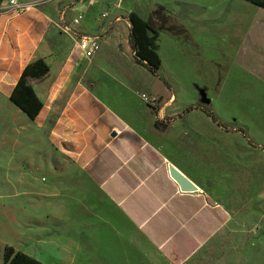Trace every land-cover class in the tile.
<instances>
[{
	"label": "rangeland",
	"instance_id": "rangeland-1",
	"mask_svg": "<svg viewBox=\"0 0 264 264\" xmlns=\"http://www.w3.org/2000/svg\"><path fill=\"white\" fill-rule=\"evenodd\" d=\"M26 1L42 8L55 1L64 27L78 36H99V52L79 60L84 84L97 92L109 88L108 94L115 95L109 99L113 107L168 159L177 160L173 149L196 113L205 122L209 118L213 129L238 132L242 127V140L249 138L250 145L264 149V9L245 0ZM131 11L158 29L156 93L145 92L135 76V70H146L135 63L130 47ZM80 14L81 22L74 26ZM78 54L76 48L73 57ZM95 58L101 70L92 74L87 67ZM141 78L152 81L146 74ZM188 106L196 108L185 111ZM203 107L221 125L207 118ZM2 112L0 257L4 245L14 243L40 260L81 264L85 260L67 253L78 250L82 256V246H95L94 241L98 264H167L157 252L145 249L133 229L117 221L113 207L82 176L69 145L54 135L52 121L42 126L19 110L3 107ZM256 177L237 185L223 184L214 175L201 181L202 191L225 204L230 218L184 264H264V176ZM55 230L73 236L81 247L56 242ZM34 234L47 238L38 243ZM58 247L61 255L53 256L50 249ZM91 252L85 250V255Z\"/></svg>",
	"mask_w": 264,
	"mask_h": 264
},
{
	"label": "crops",
	"instance_id": "crops-1",
	"mask_svg": "<svg viewBox=\"0 0 264 264\" xmlns=\"http://www.w3.org/2000/svg\"><path fill=\"white\" fill-rule=\"evenodd\" d=\"M51 3V7L36 4L16 13L0 0V123L5 121L3 107L25 115L9 97L24 68L42 59L49 71L41 78H28L42 103L39 114L30 121L42 126L53 122L54 135L69 145L82 176L113 207L117 221L133 229L148 252L151 248L167 264H184L230 218L225 204L202 191L201 181L214 175L223 184L237 185L243 178L252 181L264 176V149L250 145L249 138L242 140L246 135L240 131L211 128L209 116L205 122V116L196 113L190 115L192 125L173 149L177 160L168 159L165 151L153 145L113 107L109 99L115 95L108 94L109 88L97 92L84 84L79 61L84 58L80 53L73 57L76 37L60 23L56 2ZM142 68L147 72L135 70L137 82L147 93L158 92L153 82L158 74ZM87 70L92 74L100 72L96 58ZM145 74L152 81L142 79ZM170 165L198 190H181L170 175ZM56 230V242L80 246L73 236L56 234ZM42 236L34 234L38 243ZM91 242L95 246H82V256L78 250L66 253L71 259L85 260L81 264H98L97 245ZM5 246H13L47 264L67 262L40 260L38 254L24 252L23 245L14 243H6L2 252ZM58 249L51 248V254L60 256ZM85 250L94 254L85 255ZM0 258V264H4L2 255Z\"/></svg>",
	"mask_w": 264,
	"mask_h": 264
},
{
	"label": "trees",
	"instance_id": "trees-1",
	"mask_svg": "<svg viewBox=\"0 0 264 264\" xmlns=\"http://www.w3.org/2000/svg\"><path fill=\"white\" fill-rule=\"evenodd\" d=\"M253 6L264 9V0H245ZM130 21L129 37L130 47L134 53V61L137 65L145 67L153 75L158 74L161 66V57L157 52L158 29L151 20H145L135 11L128 13ZM49 71V66L40 58L29 63L24 70L10 94V100L30 119H34L39 114L42 103L28 83V78H41ZM196 106H188L185 111H189ZM201 111L209 116L217 124L221 125L216 114L208 107H203ZM237 131L245 134L242 127ZM4 264H47L35 259L33 256L15 250L13 246H5L2 252Z\"/></svg>",
	"mask_w": 264,
	"mask_h": 264
},
{
	"label": "built area",
	"instance_id": "built-area-1",
	"mask_svg": "<svg viewBox=\"0 0 264 264\" xmlns=\"http://www.w3.org/2000/svg\"><path fill=\"white\" fill-rule=\"evenodd\" d=\"M6 2V6L9 9L13 10L16 13H19L26 10L27 8L36 5L35 1H25V0H3ZM90 3H95L96 0H84ZM107 14L103 12L102 16L105 17ZM82 19V14H80L77 18L73 19L74 26L80 24V20ZM68 33L72 32L73 36L76 37V47L79 50V53L84 59H91L94 57L100 50V38L99 36H89L86 34L77 35L76 32H73L69 27H65Z\"/></svg>",
	"mask_w": 264,
	"mask_h": 264
},
{
	"label": "water",
	"instance_id": "water-1",
	"mask_svg": "<svg viewBox=\"0 0 264 264\" xmlns=\"http://www.w3.org/2000/svg\"><path fill=\"white\" fill-rule=\"evenodd\" d=\"M204 101L207 104L209 102L207 99H205ZM169 168H170L171 177L175 181H177V183L179 184L181 190H183V191H195V190H198V187L195 184H193L190 180H188L185 176H183L182 172H180L178 169H176L172 165H170Z\"/></svg>",
	"mask_w": 264,
	"mask_h": 264
}]
</instances>
